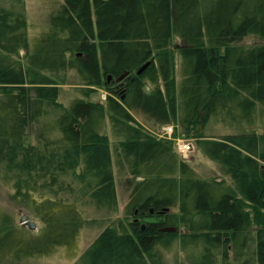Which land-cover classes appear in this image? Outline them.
<instances>
[{"label": "trees", "instance_id": "obj_1", "mask_svg": "<svg viewBox=\"0 0 264 264\" xmlns=\"http://www.w3.org/2000/svg\"><path fill=\"white\" fill-rule=\"evenodd\" d=\"M25 27L23 0H0V174L42 228L30 237L0 213V264L69 245L85 225L86 200L114 213L113 152L131 217L107 225L76 264H161L160 249L177 238L198 251L196 264H264V133L197 141L232 187L196 176L172 141L131 114L139 109L165 124L178 105L185 128L211 118L252 123L264 105V0H62L40 42L20 58ZM172 35L180 42L179 84ZM248 36L257 43L239 45ZM69 69L86 86L109 75L123 82L107 83L103 103L78 98L65 107L57 98ZM106 117L113 147L101 131ZM164 208L161 222L142 227L144 214Z\"/></svg>", "mask_w": 264, "mask_h": 264}, {"label": "rangeland", "instance_id": "obj_2", "mask_svg": "<svg viewBox=\"0 0 264 264\" xmlns=\"http://www.w3.org/2000/svg\"><path fill=\"white\" fill-rule=\"evenodd\" d=\"M61 3L62 0H23V11L26 23L25 30L28 43L27 49L19 51L20 58H24L25 54L29 50L32 51L40 42L41 38L48 30L49 14L56 11ZM256 43L257 40L254 37L248 36L245 37L239 45L250 47ZM179 46V39L172 35L169 48L173 53L174 77L176 84H179L182 76L180 71L181 62ZM63 80V83L59 85L57 101L65 107H68L73 100L78 98H85L90 101L103 103L106 96L109 94L107 83L110 82V85L112 86L114 84V82H111L112 80H105L102 76L101 84L99 86H86L73 69H69L65 72ZM149 89L150 84L147 83L144 90L148 92ZM176 98L178 104V92H176ZM258 108L257 112L254 114L252 123L241 121L238 124H231L211 118L204 127L192 126L186 128L181 123L178 105L175 120L165 124L156 123L154 117L139 109L132 110L131 114L151 135H154L158 139L172 141L173 145L176 147L178 158L187 163L195 172L196 176L205 179L213 178L218 181L222 180L228 186L233 187L234 183L230 176L224 171L223 167L219 163L206 157L199 149L197 141L203 139H221L224 136L249 132L250 130H254L257 134H263L264 105H259ZM169 126L172 128V131L166 133L164 128ZM101 131L108 136L110 146L113 147L115 136L112 133L108 117L104 119V125ZM32 134L33 133L29 131L27 135L28 141H33L34 136ZM179 141L191 145V150L186 152V156L182 157L177 152V143ZM112 170L114 174L116 211H114V213H108L104 208H96L90 200H86L84 203H81L80 206L81 210H83V216L86 221L85 225L69 245L56 248L46 255L26 258L22 260L21 264H76L81 255L92 245L94 240L107 225L113 223L112 225L110 224L113 226L117 223L116 220L125 217L130 219V213L127 211L129 191L126 187V180H124L126 176H122L124 170L121 168L120 170H122V172L119 170V158L114 152L112 153ZM12 192L8 178L0 174V213L8 214L11 218L12 225L19 231H24V234H27L30 237L37 236L42 228V223L34 216L28 207L20 204L12 198ZM173 210L170 209L169 212H173ZM23 215H27L29 220L35 224V229L31 230L26 225L20 223V218ZM254 228L255 226H253V230ZM179 231L181 232V230ZM255 246L256 243L253 237L252 242H250V251H254ZM160 253L161 264H196L198 260V251L190 247L183 248L178 238L175 239L169 247L161 248ZM229 259L232 261L231 252L229 253Z\"/></svg>", "mask_w": 264, "mask_h": 264}, {"label": "water", "instance_id": "obj_3", "mask_svg": "<svg viewBox=\"0 0 264 264\" xmlns=\"http://www.w3.org/2000/svg\"><path fill=\"white\" fill-rule=\"evenodd\" d=\"M149 64V61L146 62L139 70H137V74L141 73ZM122 77V76H121ZM120 78H117L116 81H119ZM111 76L109 75L107 77V80H110ZM168 211V208H164L161 212H159V214H164V212ZM158 222V219H155V218H145L143 220V224H142V227L144 228L145 224L146 223H156ZM20 223L22 225H26L29 229H35V224L29 220L28 216L27 215H23L21 218H20ZM163 231H167V232H172V231H175V228L173 227H166V228H163Z\"/></svg>", "mask_w": 264, "mask_h": 264}, {"label": "flooded vegetation", "instance_id": "obj_4", "mask_svg": "<svg viewBox=\"0 0 264 264\" xmlns=\"http://www.w3.org/2000/svg\"><path fill=\"white\" fill-rule=\"evenodd\" d=\"M121 77V76H120ZM119 77V78H120ZM111 82H114V84H113V86H115V87H118V86H120L121 84H122V82H123V76L121 77V79L118 81V82H116V81H111ZM163 216H164V214H159V212H149V214L147 215V214H144L140 219H139V221H141V222H143V220L145 219V218H155V219H158V222H156V223H159V222H161L163 219ZM133 218V221H134V223H136L137 222V220H138V217H137V213L135 212L134 213V217H132ZM155 223V224H156ZM147 224H149V223H146V225ZM152 224V223H151ZM154 224V223H153ZM145 227V226H144ZM142 228V227H141Z\"/></svg>", "mask_w": 264, "mask_h": 264}, {"label": "built area", "instance_id": "obj_5", "mask_svg": "<svg viewBox=\"0 0 264 264\" xmlns=\"http://www.w3.org/2000/svg\"><path fill=\"white\" fill-rule=\"evenodd\" d=\"M164 131L166 133H170L172 131V128L169 126L167 128H164ZM180 142V143H179ZM177 143V150H178V153L180 154V156H186V152L191 150V145L188 144V143H184V142H181L179 141Z\"/></svg>", "mask_w": 264, "mask_h": 264}]
</instances>
